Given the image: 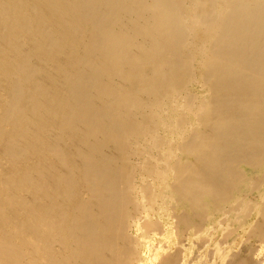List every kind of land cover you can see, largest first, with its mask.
<instances>
[{
  "label": "bare ground",
  "instance_id": "6f19581e",
  "mask_svg": "<svg viewBox=\"0 0 264 264\" xmlns=\"http://www.w3.org/2000/svg\"><path fill=\"white\" fill-rule=\"evenodd\" d=\"M0 264H264V0H0Z\"/></svg>",
  "mask_w": 264,
  "mask_h": 264
},
{
  "label": "rangeland",
  "instance_id": "374dc122",
  "mask_svg": "<svg viewBox=\"0 0 264 264\" xmlns=\"http://www.w3.org/2000/svg\"><path fill=\"white\" fill-rule=\"evenodd\" d=\"M154 235H155V234H154ZM154 235L151 234L150 237L156 239V238L154 237ZM152 236H153V237H152ZM195 241H196V240H195ZM198 241H199V240H198ZM251 243H252V242H251ZM251 243H248V246H249ZM253 244H255V247L259 245V243L257 244V242H253ZM250 246H251V245H250Z\"/></svg>",
  "mask_w": 264,
  "mask_h": 264
}]
</instances>
